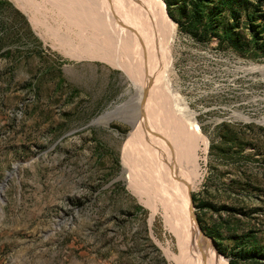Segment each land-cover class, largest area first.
I'll return each mask as SVG.
<instances>
[{
    "label": "rangeland",
    "instance_id": "1",
    "mask_svg": "<svg viewBox=\"0 0 264 264\" xmlns=\"http://www.w3.org/2000/svg\"><path fill=\"white\" fill-rule=\"evenodd\" d=\"M167 2L174 26L155 2L141 22L131 0H0V264H182L125 168L153 124L196 174L213 264H264V0ZM121 61L148 74L143 127Z\"/></svg>",
    "mask_w": 264,
    "mask_h": 264
},
{
    "label": "bare ground",
    "instance_id": "2",
    "mask_svg": "<svg viewBox=\"0 0 264 264\" xmlns=\"http://www.w3.org/2000/svg\"><path fill=\"white\" fill-rule=\"evenodd\" d=\"M131 2H132L133 10L140 14L141 22H142V16L147 15L145 14L146 4L150 3L152 5V2H155V4L157 5L154 4V6H159V8L160 6L162 7L161 21L163 22V24L165 26H174L173 22L170 20L166 12L164 4H162V0H131ZM140 18L136 19L135 21L139 22ZM170 31L171 32L169 33L172 35V30ZM129 35L132 37V40L135 39L138 40V34L136 30H133L131 33H129ZM137 42L133 41L132 43L133 50L131 48L129 50L130 52H127V54L125 53L128 58L130 56L129 55L130 53L133 54V52L136 51ZM116 50H117L116 52H118V48ZM104 52L102 55L99 56L98 59L101 58L102 60L103 59L110 60L108 58L110 53H108L107 51ZM136 54L138 58H140L139 60L142 61L143 66H145L146 68H151V70L152 69L154 70L153 65L155 63L153 62L154 58L152 56H151L152 62L147 63L146 62L147 59L145 55H143L141 50H139L138 48ZM132 61L134 62L133 59ZM132 65L133 64H129L128 62L121 61L119 66L126 69L128 73L133 72V74L136 75L137 77L136 80H138L137 99L133 104V106L135 107L137 106V112L139 113V119L136 120L133 125L135 128H137L144 126V120L142 119L143 118L142 110L144 109L146 110V107L151 102L149 101L148 95H145L142 89V87H144L148 81L147 79L148 74H146L147 75L146 76L145 73L139 70L138 67L137 70H133L132 67L134 66L135 68L136 64H134L133 66ZM154 75H155L154 72L152 76L150 75L152 79L154 78ZM152 105L154 106L153 103ZM149 111L151 110L148 109V112ZM113 118H115V116L111 117V119ZM92 124H94V122ZM157 127L153 124V131L151 132L152 145L145 144L147 146H145L144 149L137 148L140 154L136 150L137 152L135 154L129 155L128 153L125 155L124 157L125 168H127L131 172L130 164L132 165L137 160L140 161L139 166L142 169L141 171L142 175L143 177H145L144 179H146L148 182V184L145 185L146 186L149 185L148 187H150L151 188L150 190L152 191V193L149 194V197L147 196V204L150 207L153 206L154 210H156L155 209L156 206L158 205L161 206L167 229H169V231L175 236L176 240H178L179 242L182 251L181 253L183 255V263L182 262L181 263L182 264H213L215 260L214 257L216 258V251L213 248L210 240L199 231L198 226L196 225L195 221L193 220V218H191L190 215L189 195H190V190L194 189L193 186H194L196 174H194L193 171L189 169L188 165L185 166L181 165L180 161L176 157V148L173 144L174 142L171 141L169 135H167L163 129L161 130L160 128ZM186 128L189 129L188 124H186ZM192 137L199 146L205 145V149H206L207 147L206 141L201 138L198 132L193 131ZM136 147H140V146H136ZM132 155L134 157L136 156L137 159H135ZM134 176L139 177L136 175ZM126 177H129L132 181H134V179L135 180L137 179V178L133 179L132 173L130 175L127 174ZM3 188L4 185H0V189L3 190ZM225 264H227V261H225Z\"/></svg>",
    "mask_w": 264,
    "mask_h": 264
},
{
    "label": "water",
    "instance_id": "3",
    "mask_svg": "<svg viewBox=\"0 0 264 264\" xmlns=\"http://www.w3.org/2000/svg\"><path fill=\"white\" fill-rule=\"evenodd\" d=\"M91 124H92V121H90V122L88 123V125H91ZM189 196H190V195H189ZM190 215H191V218H193V220L195 221L196 225L198 226L199 231H200L205 237H207V236L203 233V231L201 230V228H200V225H199V222H198V220H197L196 214L194 213L193 203H192V199H191V197H190ZM207 238H208V237H207ZM208 239H209L210 242L212 243V239H211V238H208Z\"/></svg>",
    "mask_w": 264,
    "mask_h": 264
},
{
    "label": "trees",
    "instance_id": "4",
    "mask_svg": "<svg viewBox=\"0 0 264 264\" xmlns=\"http://www.w3.org/2000/svg\"><path fill=\"white\" fill-rule=\"evenodd\" d=\"M167 6H169V3L167 2V0H165ZM229 264H232L231 260L229 261Z\"/></svg>",
    "mask_w": 264,
    "mask_h": 264
}]
</instances>
